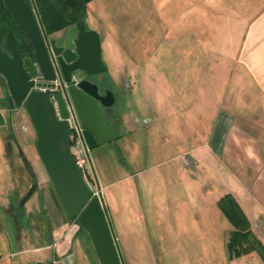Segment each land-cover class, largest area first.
Returning a JSON list of instances; mask_svg holds the SVG:
<instances>
[{
	"label": "rangeland",
	"instance_id": "obj_1",
	"mask_svg": "<svg viewBox=\"0 0 264 264\" xmlns=\"http://www.w3.org/2000/svg\"><path fill=\"white\" fill-rule=\"evenodd\" d=\"M249 1L90 0L85 24L100 34L102 59L109 73L115 76L122 97L133 104L134 96L130 97L124 88L128 83L135 85L136 81L126 83L121 71L124 57L145 60L159 56L158 61L162 60L159 64L166 67V74H174L175 81L181 74L195 85L199 78L191 72L201 63L190 60V55H202L204 49L202 16L199 20L197 13L203 7L214 9ZM225 37L223 34L222 39ZM226 52L230 53V49ZM167 53L172 59L163 61ZM173 57L183 61L174 62ZM4 84L5 80L0 77V90ZM187 93L186 100L194 104V89ZM0 96V106H6L9 93L0 92ZM141 101L145 103L143 98ZM16 119L15 116L7 127H0V188H19L22 192L11 209L17 225L25 223V231L39 225L48 230L51 229L49 220L57 214L49 198L56 190L43 165L34 159L37 149L31 140L34 136L31 121L18 124ZM175 129L180 135L182 125L178 123ZM11 133L14 138H10ZM179 135L173 136L174 150L169 157L151 154L145 132L118 137L90 154L95 184L87 178L86 181L103 198L124 263L241 264L227 246L234 226L221 211L217 191L208 194L202 191L205 185L202 186V169L188 167L186 159L191 154L185 152L188 145ZM19 143L34 162L33 166L21 153ZM207 177L217 185L214 175ZM36 183V190L21 206ZM81 239L93 249L95 264H100L83 226Z\"/></svg>",
	"mask_w": 264,
	"mask_h": 264
},
{
	"label": "crops",
	"instance_id": "obj_2",
	"mask_svg": "<svg viewBox=\"0 0 264 264\" xmlns=\"http://www.w3.org/2000/svg\"><path fill=\"white\" fill-rule=\"evenodd\" d=\"M244 5L203 7L197 13L199 20L202 16L204 49L202 55H190V60L201 63L191 72L199 78L195 85L181 74L178 81L171 72L166 74L159 56L145 60L124 57L121 71L126 83L136 81L137 85L128 83L124 88L134 96L132 104L122 97L115 76L108 70L105 75L119 100L113 107L119 118H110L118 137L145 132L151 154L169 157L174 150L173 136L179 135L175 127L180 123L179 137L188 145L185 152L191 154L186 164L202 169V191H217L218 202L232 194L264 244V0ZM223 34L226 37L222 39ZM170 59L169 53L163 57V61ZM173 61L183 60L173 57ZM2 87L0 92L8 94L6 84ZM190 89H194V104L186 100L185 92ZM4 108L0 106L3 112ZM16 118L18 124L29 121L25 114ZM36 139L34 131L32 144ZM34 159L46 172L38 151ZM207 175H214L217 185ZM21 193L19 188H0V264H95L93 249L81 239L80 223L69 217L57 191L49 197L57 214L49 220L48 230L39 225L25 231V223L17 225L11 209ZM236 259L241 264H264L256 250Z\"/></svg>",
	"mask_w": 264,
	"mask_h": 264
},
{
	"label": "water",
	"instance_id": "obj_3",
	"mask_svg": "<svg viewBox=\"0 0 264 264\" xmlns=\"http://www.w3.org/2000/svg\"><path fill=\"white\" fill-rule=\"evenodd\" d=\"M3 1L16 27L26 32L34 52L33 56L24 57L11 29L6 36L5 49L0 40V76L9 92L4 112L0 109V126L10 124L17 115L23 118L26 113L29 116L37 136L35 147L67 214L76 218L89 233L100 264H123L103 198L88 185L72 151L74 129L70 118L74 113L88 159L90 150L119 136L99 107L113 106L114 92L103 91L98 83L88 78H80L77 84L71 80L72 73L78 70L87 77L107 72L100 34L88 29L85 21H81L64 30L59 39H49L32 3L27 0ZM38 69L47 82L60 74L68 87L56 91L51 99L49 91L35 88L45 85L35 80ZM37 186L38 183L32 186L21 206Z\"/></svg>",
	"mask_w": 264,
	"mask_h": 264
},
{
	"label": "trees",
	"instance_id": "obj_4",
	"mask_svg": "<svg viewBox=\"0 0 264 264\" xmlns=\"http://www.w3.org/2000/svg\"><path fill=\"white\" fill-rule=\"evenodd\" d=\"M27 1L35 6L44 30L48 34H53L66 30L76 23L85 21L87 17V5L90 0ZM0 27L1 40L5 38L10 28L16 30L11 12L6 9L3 0H0ZM16 33L19 36L21 49L24 52L26 51V53L32 52L31 45L27 43L26 35L17 30ZM218 203L223 213L234 226L227 243L229 252L236 256H242L251 250H256L264 261V244L252 231L251 221L236 198L232 194L227 193L221 197ZM114 236L116 238L115 234Z\"/></svg>",
	"mask_w": 264,
	"mask_h": 264
},
{
	"label": "flooded vegetation",
	"instance_id": "obj_5",
	"mask_svg": "<svg viewBox=\"0 0 264 264\" xmlns=\"http://www.w3.org/2000/svg\"><path fill=\"white\" fill-rule=\"evenodd\" d=\"M16 26V25H15ZM11 30H13L14 31V34L16 35V37H17V39H18V47L20 48V50H21V52L23 53V55H24V57H26V56H33V52H34V48H33V45H32V43L30 42V40H29V38H28V36H27V34H26V32L24 31V30H20V29H18L17 27H16V30L17 31H19L20 33H22V34H24V35H26V37H27V43L28 44H30L31 45V47H32V52H28V53H26V51L24 52L22 49H21V47H20V43H19V36H17V33H16V30H14V29H12V28H10ZM9 29V30H10ZM8 30V31H9ZM0 33H1V27H0ZM8 33V32H7ZM47 33V32H46ZM48 34V33H47ZM62 34H63V32H56V33H53V34H48V37H49V39H51V38H57V39H59L61 36H62ZM6 36H7V34H6ZM6 36H5V38L3 39V40H1V42H2V45H3V47H4V49H5V40H6ZM39 72H41L39 69H38V73ZM78 73H81L82 75H81V77L80 78H88V79H90L91 81H93V82H96V83H98L101 87H102V90L103 91H105V90H112L113 91V83H112V81L105 75L106 74V72L104 73V74H101V75H98V76H90V77H87L82 71H80V70H78L77 71ZM0 77H2V76H0ZM3 78V77H2ZM4 79V78H3ZM39 81L40 82H42V83H45V85H42V86H46V90L45 91H42V92H47V91H49L50 92V94H51V99H53L54 98V93L56 92V91H59V90H64V89H66L67 87H68V83H66L64 80H62L61 81V83L55 88V86H53L52 84H49V82H47V81H45L43 78H40L39 79ZM38 81V82H39ZM75 84V83H74ZM53 88H55V89H53ZM37 89V88H36ZM38 91H40L39 89H37ZM114 92V91H113ZM114 94H115V98H116V100H115V103H114V105L113 106H111V107H102L101 105L99 106L100 107V109L102 110V112L104 113V115L107 117V119L110 121V118L112 117V118H119V115H118V112L113 108L114 106H115V104H117V102H118V100H117V96H116V93L114 92ZM9 98V96L7 97V99ZM6 103L8 104V101H6ZM25 115H26V118H28L27 120H29L30 121V118H29V116L26 114V113H24ZM73 117V124H72V122H71V126L73 127V133H72V151H73V153L75 154V156H76V158H77V160H78V162H79V164H80V167H81V169H82V171H83V174H84V177H85V179L87 178V180H89V181H91V183H94L95 184V182H94V180H93V178H92V173H91V169H90V166L92 167V163L90 162V159H91V157H90V159H88V157H87V153H86V149L84 148V146H83V144H82V142H81V138L78 136V134H77V126H76V120H75V117H76V115H75V113H74V116H72ZM27 130H28V128H27ZM80 135V134H79ZM9 136H10V138L12 137V138H14V135L11 133V134H9ZM78 137H79V139H80V141H79V139H78ZM19 147H20V150H21V153L23 154V156L25 157V159H26V161H28V159H27V156H26V153H25V150H24V148L23 147H21V145H20V143H19ZM100 146H98V147H96V148H94V149H92V150H90L89 151V153L91 154V153H93V151L95 150V149H97V148H99ZM89 178V179H88ZM94 192V191H93ZM95 193V192H94ZM96 194V193H95ZM118 249H119V247H118ZM119 251H120V249H119ZM120 255H121V259H122V262H123V264H125L124 263V260H123V257H122V254H121V251H120Z\"/></svg>",
	"mask_w": 264,
	"mask_h": 264
},
{
	"label": "built area",
	"instance_id": "obj_6",
	"mask_svg": "<svg viewBox=\"0 0 264 264\" xmlns=\"http://www.w3.org/2000/svg\"><path fill=\"white\" fill-rule=\"evenodd\" d=\"M42 73L39 72L38 75L36 76L35 80L39 81L40 78H42ZM64 80L63 76H61L60 74H57L55 80L49 81V84H52L53 86H55V88L61 83V81ZM71 80L72 82H74L75 84H77L80 80L79 75L77 74V71H74L71 75ZM35 88L39 89L40 91H45L46 90V86H35ZM53 88V89H55ZM70 121L72 122V124L74 123L73 121V117L71 116ZM74 125V124H73ZM77 134L79 135V131L77 130ZM78 137V139H79ZM80 141V139H79Z\"/></svg>",
	"mask_w": 264,
	"mask_h": 264
}]
</instances>
